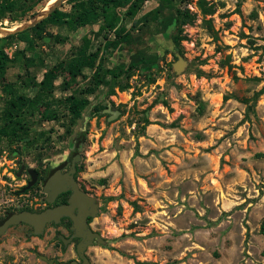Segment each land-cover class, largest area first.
I'll return each instance as SVG.
<instances>
[{
    "label": "rangeland",
    "instance_id": "rangeland-1",
    "mask_svg": "<svg viewBox=\"0 0 264 264\" xmlns=\"http://www.w3.org/2000/svg\"><path fill=\"white\" fill-rule=\"evenodd\" d=\"M46 5L17 0L0 26H18ZM26 6L27 16L9 20ZM125 10L108 13L113 22L118 16L121 38L101 14L74 29L47 24L30 44L4 46L0 203L18 204L21 166L76 152L101 205L95 226L103 242L91 249V264H264V0H141L133 15ZM105 35L115 41L107 45ZM81 49L99 50L73 77L65 65ZM53 67L62 72L39 99ZM18 95L26 100L12 108ZM72 97L84 100L79 116ZM14 234L20 240L3 237L0 264H48Z\"/></svg>",
    "mask_w": 264,
    "mask_h": 264
},
{
    "label": "flooded vegetation",
    "instance_id": "flooded-vegetation-1",
    "mask_svg": "<svg viewBox=\"0 0 264 264\" xmlns=\"http://www.w3.org/2000/svg\"><path fill=\"white\" fill-rule=\"evenodd\" d=\"M72 153L57 164L41 159L35 166H21L18 175L26 179L17 190L18 204L12 198L2 199L0 221L14 212H59L40 227V232L25 222L10 225L0 237V245L4 236L20 240L14 234L17 233L48 264H55L57 256H64L65 264H83L85 260L91 264L90 251L98 242V235L101 236L95 226L101 205L80 177L78 153ZM48 251L55 253L54 256L43 254Z\"/></svg>",
    "mask_w": 264,
    "mask_h": 264
},
{
    "label": "trees",
    "instance_id": "trees-1",
    "mask_svg": "<svg viewBox=\"0 0 264 264\" xmlns=\"http://www.w3.org/2000/svg\"><path fill=\"white\" fill-rule=\"evenodd\" d=\"M18 1L21 2V1H26V0H18ZM45 1L47 2L48 0H45ZM16 2L17 0H2V2L0 3V14H1L0 22H2L1 20H3L4 17H6L8 11H12V9L15 7ZM68 2L72 3V9L70 11H64L61 8H57L47 18H45L35 27L22 31V32H18L17 34H13L8 37H2V38L0 37V74L1 75L5 74L6 69H7V64H8L7 55L4 53L3 49H4V46L10 45L13 39L16 41L24 42L25 44H28V43L30 44L31 42H33L32 41L33 39L31 37V32H33L34 29H41L45 27L47 24L67 25L71 29H74L79 26H85V25L90 24L91 22L96 21L101 14L107 17V28H109V30L115 31L116 37L118 35V37L121 38L122 34L118 32V28H115L116 27L115 23L118 20V16H115V18L117 17L116 22H113V20L110 21L109 19L110 15H108L109 11L112 9V7H115V8L126 7L124 16L133 15L140 8L141 0H68ZM21 9L23 11V14H20L19 16L18 15L9 16L10 14H8L9 20L11 22L18 20L19 17L27 16L28 11H29L28 6H26L25 8L22 7ZM179 13L181 12L179 11ZM185 19L186 17H183L182 14H181V19L179 20L178 18V29L179 30L178 32L174 34V37H173L174 42L177 44H179L180 41L183 39L180 34L181 33L180 26L186 21ZM51 35L52 34L49 32L48 36L46 35L41 36V34H38V32H36V37H42L43 40H46L45 37H51ZM105 39H106L107 45H110L111 43L115 41V40H110L107 35H105ZM97 52H94L93 54L91 53L88 54L86 50L81 49L80 50L81 55L75 56L73 60L71 58L70 61L66 63L65 69L73 77L77 76L78 74L81 73L82 65H87V66L94 65V61L97 57ZM26 58H28L29 65H32V67H36L37 62H35L34 64V58L32 56H29ZM63 68L64 66L61 67L60 69H63ZM60 72H62V70H58L56 67H53L44 73L43 79L39 82V93H38L39 99L42 98V94L44 91L52 92L51 90L55 86L54 80L58 77V74ZM112 73H114L115 76L118 75L117 73H115V71H112ZM127 87H129L128 84L121 86V89H125ZM70 99H71L70 104H69L70 110L73 111L74 115L79 116L80 110L82 106L85 104L83 103L84 100H75V101L73 100L72 101L74 97ZM25 100L26 98H24L22 95H18L15 97V99L13 100L11 99L10 103H11L12 108H15V107L19 108L20 107L19 105L25 102ZM13 115L14 114L11 112L10 114L11 117L9 116L10 117L9 121L11 122V124H13V126H11L13 128V131L17 132L18 131L17 127L21 128L20 126L21 124L20 125L18 124L19 120L15 119ZM46 116H48L49 118H54L55 113L49 111ZM146 123H150V121L147 119ZM260 232L261 234L264 235V221L261 223Z\"/></svg>",
    "mask_w": 264,
    "mask_h": 264
},
{
    "label": "water",
    "instance_id": "water-1",
    "mask_svg": "<svg viewBox=\"0 0 264 264\" xmlns=\"http://www.w3.org/2000/svg\"><path fill=\"white\" fill-rule=\"evenodd\" d=\"M65 1H67V0L55 1L54 4H52L46 11L43 10L45 8H42L39 12H37L31 18H29L28 20L19 24L18 26L9 27V28L0 26V28L6 29L3 37H8L10 35L17 34L18 32H22V31H25L31 27L36 26L38 23H40L45 18H47L54 10H56L58 7H60ZM179 61H182V65H185V61L181 58V56H179ZM181 67L178 66V70ZM113 114H115V113H113ZM58 212H57V210H49V211H45L42 213H32L29 211L10 213L8 216H6L3 220L0 221V237L5 233V231L7 230V228L10 225L20 224L22 222L29 223V224L35 226L37 228L38 232H40V227L43 226L44 223L49 221ZM98 241L103 242V239L101 238L100 235H98ZM74 264H79V263H74ZM83 264H88L87 260H85V263H83Z\"/></svg>",
    "mask_w": 264,
    "mask_h": 264
},
{
    "label": "bare ground",
    "instance_id": "bare-ground-1",
    "mask_svg": "<svg viewBox=\"0 0 264 264\" xmlns=\"http://www.w3.org/2000/svg\"><path fill=\"white\" fill-rule=\"evenodd\" d=\"M55 1H57V0H48L47 5L44 7L45 9H43V10L46 11L52 4H54ZM5 30L6 29H4V28H0V37H3ZM179 64L182 65V62Z\"/></svg>",
    "mask_w": 264,
    "mask_h": 264
}]
</instances>
